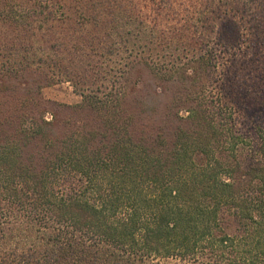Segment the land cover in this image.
<instances>
[{"label":"trees","instance_id":"16d2710c","mask_svg":"<svg viewBox=\"0 0 264 264\" xmlns=\"http://www.w3.org/2000/svg\"><path fill=\"white\" fill-rule=\"evenodd\" d=\"M67 2L0 0V20L22 38L8 40L10 55L30 50L23 40L41 36L45 23L69 19ZM113 2L87 3L71 18L124 37L117 31L123 18L127 28L138 16ZM180 28L152 65L162 64L172 43L176 57L205 63L200 45L181 39ZM65 44L56 43L54 55ZM8 58L1 74L27 72ZM112 72L115 82L126 78ZM82 75H68L87 79L76 105L43 98L55 80L48 72L23 92L0 84V264H264V135L238 131L206 84L193 82L172 101L170 111L187 104L186 116L155 125L128 90L94 89Z\"/></svg>","mask_w":264,"mask_h":264},{"label":"rangeland","instance_id":"374dc122","mask_svg":"<svg viewBox=\"0 0 264 264\" xmlns=\"http://www.w3.org/2000/svg\"><path fill=\"white\" fill-rule=\"evenodd\" d=\"M68 1L70 7L65 10L70 18L55 22L53 28L45 23L48 28L43 30V36L24 39L32 48L26 51L20 48L19 54L14 51L10 55L7 42L14 39L15 43L19 40L21 43L20 34L12 32L7 20H0V63L5 64L9 57L14 66L21 64L27 69L22 76L6 77L0 73V84L23 92L27 81L43 71L48 72L55 80L42 88L43 98L76 105L84 100L82 88L88 87L84 84L87 79L77 77L73 80L68 75L82 70L84 78L90 73L92 79L88 77V80H93L89 83L94 89L128 90L131 104L141 99V115L155 125L165 124L177 113L186 116L189 113L187 104L170 111L172 101L193 82L198 87L206 84L209 94L226 106L227 117L238 131L254 137L264 135V0H115V9L121 4L127 15L138 16L135 24L127 28L122 25L126 20L123 18L122 27L117 31H125L124 37L116 33L109 36L90 24L79 27L71 18L77 7L112 5V0L110 4L109 0ZM103 16L112 19L109 14ZM174 28H180L178 36L183 35L181 39L185 37L186 41H196L200 45L198 55L200 59L204 57L207 65L191 61L185 54L176 57L174 43L165 51L162 64L152 65L153 59L161 56L162 45L174 40L171 39ZM126 38L128 46L134 48V55L130 54L131 50H125ZM61 39L66 44L54 55L55 49L60 48L55 44ZM113 41L117 43L116 53L111 55L108 47ZM51 55L56 60H52ZM142 56L150 60L143 61ZM91 63H97L101 71ZM86 68L89 71H85ZM111 70L116 75L125 73L126 78L115 82V77L108 75ZM96 71L101 73L93 75ZM77 80L81 82L76 83ZM56 114L64 117L59 111ZM44 116L52 119V110L46 111Z\"/></svg>","mask_w":264,"mask_h":264}]
</instances>
